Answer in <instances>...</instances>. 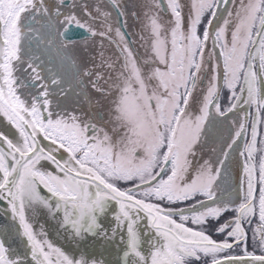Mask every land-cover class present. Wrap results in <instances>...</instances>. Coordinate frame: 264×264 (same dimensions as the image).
Returning a JSON list of instances; mask_svg holds the SVG:
<instances>
[{
    "label": "snow or ice",
    "instance_id": "snow-or-ice-1",
    "mask_svg": "<svg viewBox=\"0 0 264 264\" xmlns=\"http://www.w3.org/2000/svg\"><path fill=\"white\" fill-rule=\"evenodd\" d=\"M41 39L59 41L86 110L54 103L68 89L41 75ZM0 124V205L23 246L0 229V264H105L50 240L40 210L116 264H264L248 252L264 253V0H0Z\"/></svg>",
    "mask_w": 264,
    "mask_h": 264
},
{
    "label": "flooded vegetation",
    "instance_id": "flooded-vegetation-1",
    "mask_svg": "<svg viewBox=\"0 0 264 264\" xmlns=\"http://www.w3.org/2000/svg\"><path fill=\"white\" fill-rule=\"evenodd\" d=\"M129 31L138 29L139 23L132 19L131 17L128 20ZM81 34H86L85 36L78 37ZM87 33H82V31H77L74 34V38L78 42V46L74 52L73 58L77 67H83L84 53L82 52L83 41L86 38ZM30 54L34 57H37L36 63L39 64L41 69V75H43L47 81H50L51 76L55 75L61 80V86L68 89L67 95L60 94L59 88L57 86H52L50 91H54L56 95L53 97L54 103H59L64 110L73 111V110H86L88 105L86 101L79 95L81 92V87L78 86L77 81L74 79V70L70 63L65 62L62 49H59V41L53 39L51 43H46L45 40H33L31 42ZM239 174L234 184L230 189L225 190L223 186L222 179L218 181L221 184V189L218 195L222 196L225 201L229 199H236L237 186L241 180V167H238ZM215 239H220V237H214ZM248 252H255L256 255H261L264 253L260 252L259 247L253 248L251 240L248 242ZM232 255H241L243 254L242 246L236 247ZM103 255V251L101 253ZM122 257V254L121 256ZM122 264L123 261L121 260Z\"/></svg>",
    "mask_w": 264,
    "mask_h": 264
},
{
    "label": "rangeland",
    "instance_id": "rangeland-1",
    "mask_svg": "<svg viewBox=\"0 0 264 264\" xmlns=\"http://www.w3.org/2000/svg\"><path fill=\"white\" fill-rule=\"evenodd\" d=\"M3 127L4 126L0 124V129H3ZM226 134V132H221L219 127L214 129L211 133L213 137ZM205 151H207V149H205ZM239 159V157H234L233 162L227 164L225 170L222 172L220 180L222 179L223 181L222 187H225L224 191L230 189L232 187V183L234 184V182H236L239 174ZM35 223L37 228L42 224L44 226V229L48 233V238L58 246H62L70 252L76 251L92 258L103 259L105 261V264H116V261L121 258L120 256L122 253L118 255V250L112 244H106L101 238L98 237H90L86 242H81L78 247H75L70 238H65L63 230H58L57 220L48 215L46 213V210H40L37 213ZM102 251L103 255H101Z\"/></svg>",
    "mask_w": 264,
    "mask_h": 264
},
{
    "label": "water",
    "instance_id": "water-1",
    "mask_svg": "<svg viewBox=\"0 0 264 264\" xmlns=\"http://www.w3.org/2000/svg\"><path fill=\"white\" fill-rule=\"evenodd\" d=\"M86 34H81L78 37L85 36ZM0 229L4 231V234L7 236V240L11 243L14 247L19 246L23 247L20 238L15 235V232L12 228V222L8 216V214L4 210V206L0 205ZM243 255V254H241Z\"/></svg>",
    "mask_w": 264,
    "mask_h": 264
}]
</instances>
